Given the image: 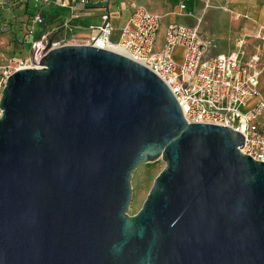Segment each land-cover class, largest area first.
Wrapping results in <instances>:
<instances>
[{"label":"water","instance_id":"water-1","mask_svg":"<svg viewBox=\"0 0 264 264\" xmlns=\"http://www.w3.org/2000/svg\"><path fill=\"white\" fill-rule=\"evenodd\" d=\"M0 97V264H264V163L128 55L52 45ZM164 163L138 211L130 179Z\"/></svg>","mask_w":264,"mask_h":264},{"label":"built area","instance_id":"built-area-1","mask_svg":"<svg viewBox=\"0 0 264 264\" xmlns=\"http://www.w3.org/2000/svg\"><path fill=\"white\" fill-rule=\"evenodd\" d=\"M79 2L87 4L88 0ZM204 3L209 6L210 0ZM100 18L98 25L90 26L91 34L84 44L122 52L143 64L170 89L187 122L230 127L242 135L239 151L264 163V98L258 88L259 57L257 53L246 55L244 49L248 37L264 39L263 25H258L254 34L240 35L229 53L206 56L213 43L200 36L199 20L193 26L169 23L159 37L162 17L131 4V13L119 29L116 43H112L109 16L103 13ZM32 21L42 23L41 14L33 13ZM29 32L32 33L31 28ZM31 65L29 57L0 66V97L6 78Z\"/></svg>","mask_w":264,"mask_h":264},{"label":"crops","instance_id":"crops-1","mask_svg":"<svg viewBox=\"0 0 264 264\" xmlns=\"http://www.w3.org/2000/svg\"><path fill=\"white\" fill-rule=\"evenodd\" d=\"M202 1L205 0H88L87 4H81L79 0H47L45 3H35L33 0H19L20 5L17 11L24 13L25 9H28L27 4H29V6L34 8L32 10L33 13L38 12L42 17L50 21L47 25V28H50L49 31L59 27V29L61 28L59 32L62 36L65 37L67 34L73 36L74 41L69 43L67 41L56 42L54 43L55 45L84 43L89 34H91L90 26L98 25L101 22L100 16L106 13L109 16L112 27L111 41L116 43L118 31L131 13V4L141 5L149 11L160 15L162 18L159 34L162 35L169 23L186 26L195 25L192 20L197 18L200 11H202ZM213 5L214 7H209ZM209 6L205 10V23L207 24L211 21L210 18L218 12V9L227 11L233 18L235 26L239 27V34L236 39L244 33L254 34L258 25L264 26V0H210ZM198 20L200 36L203 39L211 40L213 43V37L208 32H203L200 27L201 20ZM43 37L41 35L39 40L41 41ZM252 39L253 36L248 37L247 43ZM213 47H215L214 43L206 52V56L227 54L233 49L228 52L212 53Z\"/></svg>","mask_w":264,"mask_h":264},{"label":"rangeland","instance_id":"rangeland-1","mask_svg":"<svg viewBox=\"0 0 264 264\" xmlns=\"http://www.w3.org/2000/svg\"><path fill=\"white\" fill-rule=\"evenodd\" d=\"M19 5V0H0V66L13 65L19 59L31 57L36 46L37 57L42 50H45L49 41L52 45H55L56 42L74 41L71 34L62 36L59 27L49 31L50 28H47V25L50 21L45 17H42V23L39 25L33 24L32 10L34 8L27 4L28 9L22 13L17 11ZM201 7L202 11L192 22L196 24L200 19V27L203 32L206 31L213 37L215 47H213L212 53L230 51L239 34V27L235 26L233 18L223 9H218V12L210 18L211 21L206 24L205 10L207 6L204 1H202ZM209 7H214V5ZM30 28L32 33L29 32ZM41 35L44 37L40 41ZM159 37H161L160 34ZM244 49L246 55L258 54L261 69L258 88L264 98V39L253 38L245 45ZM163 166L164 163L161 160H155L141 164L133 171L130 179L132 195L128 214L136 213L141 207L154 177Z\"/></svg>","mask_w":264,"mask_h":264}]
</instances>
